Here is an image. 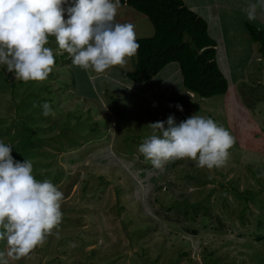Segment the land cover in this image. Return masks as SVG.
Listing matches in <instances>:
<instances>
[{"label":"rangeland","instance_id":"obj_1","mask_svg":"<svg viewBox=\"0 0 264 264\" xmlns=\"http://www.w3.org/2000/svg\"><path fill=\"white\" fill-rule=\"evenodd\" d=\"M226 1L241 7L257 2ZM183 2L203 11L197 0ZM245 23L264 31V20L245 17ZM209 26L216 28L210 19ZM208 34L227 77L232 41ZM246 41L243 56L229 59L226 93L201 98L182 86L177 63L127 90L123 69L133 70L135 56L93 77L110 85L101 91L91 84L97 73L73 65L50 36L46 46L55 65L48 78L0 88V142L15 151L23 138L32 140L24 153L34 177L50 180L63 193L62 221L27 256H6L16 260L10 264H264V55L260 43L249 35ZM5 68L0 65L8 84L20 81ZM34 95L45 98L54 115H42L41 104L34 107L28 99ZM169 114L177 123L199 115L227 129L235 143L226 163L209 169L183 158L156 169L138 149L152 133L150 124ZM24 122L31 131L22 138L17 130ZM240 192H252L253 200L234 195ZM7 250L0 241V252Z\"/></svg>","mask_w":264,"mask_h":264},{"label":"clouds","instance_id":"obj_2","mask_svg":"<svg viewBox=\"0 0 264 264\" xmlns=\"http://www.w3.org/2000/svg\"><path fill=\"white\" fill-rule=\"evenodd\" d=\"M258 5L264 8V0L248 5V20L255 19ZM120 7L121 0H0V65L16 79L46 80L55 65L53 50L46 45L54 36L73 65L83 70L104 73L124 66L140 45L133 24L116 22ZM40 107L42 115H54L48 102ZM175 107L183 111L181 105ZM150 127L151 135L138 150L159 170L183 158L200 167H221L235 143L227 129L199 115L177 123L169 114ZM11 147L0 142V241L8 245L6 253L0 252V264H8L6 256L18 260L43 245L63 215V193L50 180L34 177L31 160H14Z\"/></svg>","mask_w":264,"mask_h":264},{"label":"trees","instance_id":"obj_3","mask_svg":"<svg viewBox=\"0 0 264 264\" xmlns=\"http://www.w3.org/2000/svg\"><path fill=\"white\" fill-rule=\"evenodd\" d=\"M121 4L129 5L144 14L152 23L154 30L151 37L137 38L140 48L134 58L133 70L124 72L127 79L137 84L149 81L167 64L176 62L180 68L182 86L189 93L201 98H211L226 93L229 83L216 61V43L208 34L207 23L183 0H121ZM246 27L251 40L261 44L259 50L264 55V31L247 23ZM2 74L3 72L0 71L1 89H15L16 83L23 82L18 80L8 84L7 77H3ZM35 96L28 98L34 101L32 104H43L45 98L37 100ZM21 103L19 102L18 109L22 108ZM24 117L32 118L26 110H24ZM22 125L17 132L23 138L31 131V127L25 122ZM234 135L237 136V133ZM24 140L23 138L19 142L20 150L14 151L13 148L11 151L16 161L27 160L24 149L32 140ZM234 195L244 202L253 200L252 192H240ZM192 217L195 219V214ZM6 259L8 264L16 262V260Z\"/></svg>","mask_w":264,"mask_h":264},{"label":"crops","instance_id":"obj_4","mask_svg":"<svg viewBox=\"0 0 264 264\" xmlns=\"http://www.w3.org/2000/svg\"><path fill=\"white\" fill-rule=\"evenodd\" d=\"M197 1H199L200 4H202L203 6V11L200 10L197 14H199L206 21L207 29L209 33H211V31H214L218 35H227V38H226L227 41L228 40L232 41L231 45L228 48V50L231 51L230 58H227L228 59L227 77H229V74L231 73L230 72L231 64H230L229 59L237 58L240 55L243 56L242 54L246 52V50L243 48H244V45H246L247 43L246 40H247L248 35L251 40L250 34L248 32V29L245 23V17H247L248 5H242L241 7V5L237 6V5L230 3V1H226V0H210V1L205 0V3L203 0H197ZM189 6L194 7L195 5L194 3H190ZM238 8H241V9H238ZM259 14H264V8H261L258 5V13H256V16L254 19V21L258 23L264 20V16H260ZM256 18H259L260 21ZM209 19L214 22V25L216 27L215 29L210 28ZM116 22L118 23L131 22V24L134 25L137 38H139L140 36L142 37L152 36L154 32V30L153 32L149 31V24L152 25L150 20L144 14L140 13L139 11H136L129 5L121 4V7L118 9V13L116 16ZM145 32H148V33L145 34ZM222 40L224 41V39ZM172 63H175V62H172ZM172 69L173 68H171L170 70ZM129 70L131 69H127V68L123 69L124 72L129 71ZM91 76H92L91 80L93 81V82L90 81L91 84H98L100 86L101 91L107 87H110V85L107 84L108 81L105 82L107 85H104L102 81L97 82V80L95 79L97 78V76L101 78L103 76V73L92 74ZM140 84L134 83L126 78V80L121 85L127 86L128 87L127 90H128L130 86L133 85L136 87V86H139Z\"/></svg>","mask_w":264,"mask_h":264}]
</instances>
